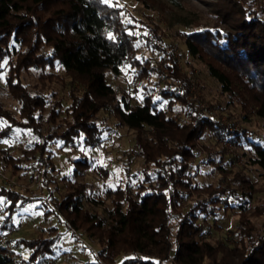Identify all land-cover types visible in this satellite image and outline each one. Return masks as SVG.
Segmentation results:
<instances>
[{
	"label": "trees",
	"instance_id": "obj_1",
	"mask_svg": "<svg viewBox=\"0 0 264 264\" xmlns=\"http://www.w3.org/2000/svg\"><path fill=\"white\" fill-rule=\"evenodd\" d=\"M135 1L149 10H166L159 0ZM165 2L177 4L176 0ZM216 2L222 12L218 13L217 24L185 33L186 52L205 64L221 92L235 96L242 111L264 121V0ZM130 19L134 20L123 7L103 0H0V73L4 72L8 94L19 106L16 118L0 103V119L7 122L0 137L8 136L13 129L28 131L34 141L23 154L24 160H36V171L45 178L47 169L53 170L49 143L60 142L65 149L80 144L100 147L103 128L96 121L99 111L109 109L121 125L134 132V155L154 172L153 181L149 177L145 180L147 187L142 185L134 194L129 189L111 191V208L104 214L84 207V200H94L84 198L85 188L76 181L58 201L54 200L53 210L72 235L81 232L100 245L94 261L87 264H264V233L247 232L233 247L198 241L200 229L194 212L205 210L201 203L181 214L171 235L168 223L172 211L181 208L191 193L217 197L220 201L212 199L217 204L223 202L220 196L231 190L222 185L192 187L189 179L190 165L198 156L204 132L219 136L224 128L203 115L190 100L189 79L176 67L171 51L162 59L166 72L137 57L138 37ZM153 31L156 33V28ZM57 65L63 70L61 80L67 79L66 105L52 92L48 97L44 91H30L21 80L23 72L33 69L46 75L45 68ZM125 65L134 68L139 81L149 74H160L164 85L155 92L147 89L152 88L149 85L142 86L138 104H131L125 95L117 97L107 76L117 78ZM46 77L58 79L52 74ZM176 106L185 110V117L174 111ZM173 115L182 119L174 120ZM229 139L237 148L247 146L250 164L264 171V145L249 140L244 129L232 131ZM0 161L14 172L20 162L1 147ZM74 164L75 178L89 167L85 159ZM0 198L5 213L0 233L9 230L14 214L27 203L40 201L48 208L44 199L25 196L3 183ZM48 234L8 240L9 245L29 252L26 256L19 254L16 260L0 241V264H45L57 238L53 227L48 228ZM122 254L130 256L118 262Z\"/></svg>",
	"mask_w": 264,
	"mask_h": 264
},
{
	"label": "rangeland",
	"instance_id": "obj_2",
	"mask_svg": "<svg viewBox=\"0 0 264 264\" xmlns=\"http://www.w3.org/2000/svg\"><path fill=\"white\" fill-rule=\"evenodd\" d=\"M159 1L166 10H149L135 0H108L107 3L118 4L134 18L130 19V23H134L138 37L135 42L137 57L151 61L158 69L166 72L162 59L171 51L176 67L189 79L190 100L195 102L203 115L219 122L224 128L223 135L214 136L206 130L200 138L198 156L189 169L191 186L204 188L210 185L215 188L222 185L231 188L227 194L220 196L223 202L217 204L212 201L217 197L212 198L205 192L191 193L181 204L183 212L182 207L172 211L168 223L170 232L171 235L174 234L184 211L192 210L193 205L201 203L205 210L199 208L194 212L200 229L198 241H206L213 246L233 247L247 232L253 235L264 233V171L250 164L251 152L248 147H235L230 142L229 135L234 130L244 129L249 140L264 145V121L252 112L242 111L235 96L229 97L221 92L220 85L208 75L205 64L186 52L183 36L217 24L218 13H222L218 2L176 0L177 4L173 5L165 0ZM155 28L156 33L153 31ZM43 73L47 76L52 74L58 79H46V75L41 74L40 70L31 69L22 73L21 80L30 91H44L48 97L54 94L55 99L61 98L66 105L68 85L66 78L61 80L64 77L62 68L58 65L45 68ZM134 75V68L125 65L121 67L117 78L107 76V81L116 88L117 97L125 95L131 104L140 102L144 87L149 85L152 88L147 89L155 92L164 85V78L160 74H149L143 81L137 80ZM0 103L4 109L18 117L19 106L8 94L4 72L0 73ZM174 109L181 117H185L182 107L176 106ZM172 119L182 118L178 119L173 115ZM96 121L103 128L98 148L80 144L75 149H65L60 147V142L47 145L53 170L47 169L45 178L37 173L36 160H24L26 158L23 154L29 151L34 141L28 131L13 129L8 136L0 137V147L6 149L13 159L20 160L15 172L0 161V172L9 179V182L0 179V184L10 185V188L25 196L40 197L48 204L45 209L40 201L27 203L14 214L9 230L0 233V241L6 244L12 259L16 260L19 254L26 256L29 252L22 247L9 245L8 240L49 237L48 228L53 227L57 238L45 264L93 262L100 245L97 241L88 240L81 232L76 231L73 236L63 218L53 210L54 200L58 201L67 193L68 186L76 181L77 185L85 188L84 198L94 200H84V207L91 212L104 214L105 209L111 208V191L118 188L129 189L134 194L142 185L147 187L145 180L148 177L150 181L155 179L154 172H151L153 169H148L142 159L134 155V132L131 129L121 125L109 109L99 111ZM6 125L7 122L0 119V131ZM79 159H85L89 167L81 177L75 178L74 162ZM225 202L228 203L226 207ZM3 206L4 200L0 198V221L5 214L2 212ZM126 256L130 255L122 254L117 261L120 262ZM162 264L171 263L165 261ZM205 264L212 263L206 261Z\"/></svg>",
	"mask_w": 264,
	"mask_h": 264
},
{
	"label": "built area",
	"instance_id": "obj_3",
	"mask_svg": "<svg viewBox=\"0 0 264 264\" xmlns=\"http://www.w3.org/2000/svg\"><path fill=\"white\" fill-rule=\"evenodd\" d=\"M0 179H3V181L5 182H9V179H7L5 175H3L1 172H0Z\"/></svg>",
	"mask_w": 264,
	"mask_h": 264
},
{
	"label": "snow or ice",
	"instance_id": "obj_4",
	"mask_svg": "<svg viewBox=\"0 0 264 264\" xmlns=\"http://www.w3.org/2000/svg\"><path fill=\"white\" fill-rule=\"evenodd\" d=\"M104 2H105V3H107V2H108V0H104Z\"/></svg>",
	"mask_w": 264,
	"mask_h": 264
}]
</instances>
